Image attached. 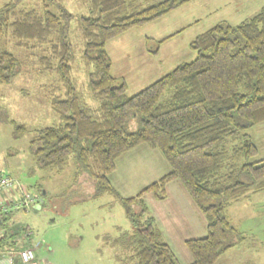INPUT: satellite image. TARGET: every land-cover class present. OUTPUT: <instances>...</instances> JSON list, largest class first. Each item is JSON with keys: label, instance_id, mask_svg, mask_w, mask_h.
Segmentation results:
<instances>
[{"label": "trees", "instance_id": "1", "mask_svg": "<svg viewBox=\"0 0 264 264\" xmlns=\"http://www.w3.org/2000/svg\"><path fill=\"white\" fill-rule=\"evenodd\" d=\"M141 1L146 0H83L87 15L80 16L79 27L83 62L93 67L88 85L95 105L82 99L72 78L65 25L70 13L55 14L46 0H14L0 7V38L10 34L27 57L37 51L41 72L56 78L47 99L61 124L42 129L32 142L42 164L59 167L73 155L90 170L97 192L118 196L109 179L117 158L140 145L158 149L170 171L124 203L130 210L141 202L144 215L146 193L162 199L166 186L180 181L206 220V236L186 241L192 264H215L244 238L229 220L228 207L264 191V159L254 160L258 148L247 132L264 122V7L238 25L217 24L200 34L190 43L197 54L193 61L128 96L126 83L111 73L107 43L189 0L147 6ZM25 63L0 49V83H10ZM132 114L139 117L135 131L128 130ZM14 212L0 214V226L7 227L1 253L28 247L26 242L21 248L17 235L29 227L14 230L8 223ZM115 241L124 244V264H180L152 220L134 224Z\"/></svg>", "mask_w": 264, "mask_h": 264}, {"label": "rangeland", "instance_id": "2", "mask_svg": "<svg viewBox=\"0 0 264 264\" xmlns=\"http://www.w3.org/2000/svg\"><path fill=\"white\" fill-rule=\"evenodd\" d=\"M13 1L0 0V7ZM160 1L163 0L141 1V5ZM46 3L48 10L61 17L63 12L72 15L65 21L72 45V78L82 99L95 105L88 85L93 67L83 62L79 27L80 16L87 15L85 4L83 0H46ZM33 6L38 8L37 2ZM263 7L264 0H189L167 15L109 41L106 50L111 58V73L119 82L126 83L127 95L133 96L177 66L193 61L197 54L190 43L197 36L217 24L238 25ZM156 41H163L158 52H155ZM0 49L26 61L10 83H0V174L10 176L43 202L40 208L15 211L8 221L14 230L29 227L30 235L26 231L22 232L23 236L17 235L21 248L26 242L33 248L36 264H124L120 259L124 244L115 239L132 232L134 224L152 220L180 264H192L186 241L206 236L207 230L202 226L205 217L180 181H175L180 185V193L176 189L167 193L166 188L165 199L146 193L142 197L147 207L144 215H141V202L129 205L132 215L124 203V199L136 197L159 179L152 174L148 176L147 172L148 177L140 179L147 167L161 177L170 171L161 152L137 148L117 158L109 179L118 196L97 192L90 170L80 166L73 155L62 166H44L32 142L42 129L61 124L47 99L56 78L41 72L37 51L33 50L27 57L10 34L0 38ZM138 126L139 117L132 114L128 130L135 131ZM247 132L258 148L254 160L264 159V122ZM156 158L166 166L157 163ZM90 166L97 171L92 161ZM181 196L196 207L192 209L197 213L199 227L186 229L180 224L179 212L184 208L182 203L185 205ZM244 200L232 204L226 212L244 238L221 254L215 264H264V191ZM6 228L0 226V236ZM14 260L15 264H22L18 256Z\"/></svg>", "mask_w": 264, "mask_h": 264}, {"label": "built area", "instance_id": "3", "mask_svg": "<svg viewBox=\"0 0 264 264\" xmlns=\"http://www.w3.org/2000/svg\"><path fill=\"white\" fill-rule=\"evenodd\" d=\"M17 185V187H15ZM40 197L32 195L23 186L8 175L0 176V214L10 211H19L40 208ZM26 235H30L29 231ZM18 256L24 264H36L33 248L26 247L20 251H9L1 254L0 264H14V258Z\"/></svg>", "mask_w": 264, "mask_h": 264}, {"label": "crops", "instance_id": "4", "mask_svg": "<svg viewBox=\"0 0 264 264\" xmlns=\"http://www.w3.org/2000/svg\"><path fill=\"white\" fill-rule=\"evenodd\" d=\"M175 33V32H174ZM174 33H172L171 35H173ZM171 35H170V37H171ZM149 40H153L152 38H148ZM166 39V38H165ZM156 42H158V41H156ZM161 42H163V41H159L158 42V44H157V50L155 51V52H158L159 51V49H160V46H159V44L161 43ZM111 59V58H110ZM137 148H140L141 150H146V151H148V152H153V148H151V147H148L147 145H140V146H138V147H136V148H134L133 150H135V149H137ZM150 148V149H149ZM133 150H130V151H133ZM153 156V155H152ZM154 160H156L157 161V163H159V164H161V166L163 165V166H166V165H164V163L162 164V163H160V158H156V159H154ZM147 170V171H146ZM145 172L141 175V177H140V179L141 178H146V177H148L150 174H152V175H154L155 177H158V178H160L161 176H159L160 174H155V170H153L152 168H146L145 170H144ZM146 172L148 173V176L146 175ZM178 186H180V185H177L176 184V182L174 181V182H171V183H169L167 186H166V188H167V193H169V191L171 192V191H174L175 189L180 193V189H179V187ZM165 188V189H166ZM166 198V190L164 191V197L162 198V199H165ZM181 200H182V202H185L184 201V197L183 196H181ZM245 201V200H244ZM181 202V203H182ZM246 202V201H245ZM181 203H179L180 205H181ZM240 203V202H239ZM183 204V210L181 211V212H179V215L181 214V216L179 217V219H180V224L183 226V227H185L186 229H188V228H197V227H199L200 225L196 222V219H197V213L192 209V208H195L196 209V207L192 204V203H190V205L188 204V203H186L185 202V205H184V203H182ZM193 206V207H192ZM232 207V206H231ZM198 220V219H197ZM199 221V220H198ZM204 221V220H203ZM180 226V225H179ZM202 226H206V220H205V222L203 223V225ZM206 229V228H205ZM207 230V229H206ZM203 237H205V236H203ZM199 238H201V237H199Z\"/></svg>", "mask_w": 264, "mask_h": 264}]
</instances>
